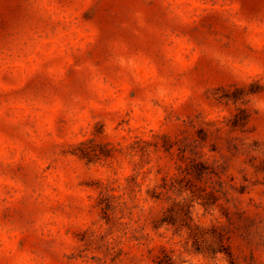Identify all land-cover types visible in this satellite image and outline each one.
I'll use <instances>...</instances> for the list:
<instances>
[{
	"label": "rangeland",
	"instance_id": "obj_1",
	"mask_svg": "<svg viewBox=\"0 0 264 264\" xmlns=\"http://www.w3.org/2000/svg\"><path fill=\"white\" fill-rule=\"evenodd\" d=\"M0 264H264V0H0Z\"/></svg>",
	"mask_w": 264,
	"mask_h": 264
}]
</instances>
